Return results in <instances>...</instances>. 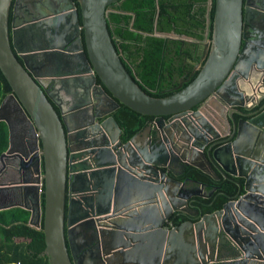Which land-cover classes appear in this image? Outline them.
<instances>
[{"label":"water","instance_id":"water-1","mask_svg":"<svg viewBox=\"0 0 264 264\" xmlns=\"http://www.w3.org/2000/svg\"><path fill=\"white\" fill-rule=\"evenodd\" d=\"M76 1L80 19L73 0H33L36 15L10 31L12 0H0L12 91L0 160L34 175L0 185L20 201L0 210L42 222L50 264H264V0H214L205 61L164 97L139 87L112 43L106 7L119 0ZM120 104L155 116L125 142L111 115ZM187 166L232 178L236 194L199 214L189 199L210 194L177 178Z\"/></svg>","mask_w":264,"mask_h":264},{"label":"trees","instance_id":"trees-1","mask_svg":"<svg viewBox=\"0 0 264 264\" xmlns=\"http://www.w3.org/2000/svg\"><path fill=\"white\" fill-rule=\"evenodd\" d=\"M73 1L80 19L79 4L76 0ZM196 1L198 8L192 23L197 30L205 26L206 0ZM190 7L191 4L187 0H119L106 7V23L112 43L130 76L150 96L170 95L179 84L181 87L186 86L198 73V69L192 72V66L184 64V57L179 53L181 46L177 39L157 35V33L174 32L201 39L203 37L201 33H189L183 27L185 21L182 20L191 15ZM213 13L214 0L209 10V37H211ZM10 17L11 15L9 19ZM81 37L83 40L82 31ZM205 58L206 55L200 65ZM191 59L196 62L194 57ZM97 82L100 83L99 80ZM11 92V87L0 70V102ZM111 115L123 131L121 139L124 142L155 118L140 114L123 104H120ZM7 145L8 129L5 122L0 121V154ZM178 178L203 184L206 191H211L210 195L192 196L189 199V204L197 209L199 214L221 209L238 189L232 178L221 177L215 180L193 166H187ZM41 204L43 207V196H41ZM29 216L30 212L20 207L0 210V264H50L45 251L42 222L39 229L34 228L28 224ZM187 219H189L187 215L180 214L174 218V221L177 223Z\"/></svg>","mask_w":264,"mask_h":264},{"label":"flooded vegetation","instance_id":"flooded-vegetation-1","mask_svg":"<svg viewBox=\"0 0 264 264\" xmlns=\"http://www.w3.org/2000/svg\"><path fill=\"white\" fill-rule=\"evenodd\" d=\"M187 1H188V3L191 4V7H190L191 8V10H190L191 15L186 16V18L184 20H182V21H185L184 22L185 25H183V27L186 28L189 31V33L190 32L191 33L194 32L197 34L201 33L203 35V37L201 39H198L197 37L192 36V35H188V34H177L179 36V38H173V39H177L180 46H181V50L179 51V53H180L181 57H184V64H190L193 68L192 72H194L196 70L195 66L200 65L201 61L203 60V58L205 57V55L207 53L208 48L206 46V42H207V40H210V37L208 36L207 39L204 38V33L206 30V21H205V26L202 28H198L196 30L193 27L192 18L194 19V17L196 16L195 11L198 8V1H196V0H187ZM32 2H33V0H21L18 3H16V0H14V2H12L10 14H9V16L11 15V17L9 19L10 31H11V28H13V26L19 27L24 22L29 21L32 18V16H34V14L36 15V10H34ZM204 5H205L204 19H206L207 0H206ZM42 10H44V9H42ZM245 25L247 26V23ZM208 35H209V33H208ZM23 42H25V41H23ZM23 45L24 44L19 45V46H23ZM188 53H190V55ZM191 57H194L196 59V62H194L193 59H191ZM182 78H184V76H182ZM56 110H57V108H56ZM165 118H167V117H165ZM147 124H146V126H147ZM145 127L140 131H143L145 129ZM207 147H208V145L205 146V149H207ZM8 161L10 162V161H16V160L14 157H11L10 159L8 157H4L0 160V185H3L5 182L6 183H16V182H20V181H24V180L32 181V179L34 178V175L30 171H28L25 175H20L14 171H12L11 173L8 172V169H7L8 163H9ZM192 184H194V183H192ZM204 190H205V188H204ZM205 192L209 193V194L211 193V191L209 192L206 190H205ZM3 196H6L8 198H4ZM16 196L17 195H16V192H14V190L8 191V193L0 191V204L6 203V202L20 203V201L16 198ZM177 223H179V222H177ZM82 243H83V241H82ZM79 249H80V247H79Z\"/></svg>","mask_w":264,"mask_h":264},{"label":"crops","instance_id":"crops-1","mask_svg":"<svg viewBox=\"0 0 264 264\" xmlns=\"http://www.w3.org/2000/svg\"><path fill=\"white\" fill-rule=\"evenodd\" d=\"M143 140V138H140V141ZM188 187H193V184L188 183Z\"/></svg>","mask_w":264,"mask_h":264}]
</instances>
